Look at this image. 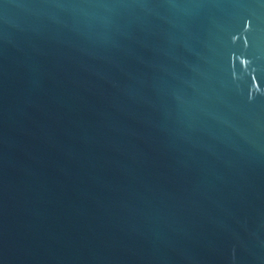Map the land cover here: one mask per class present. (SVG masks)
I'll return each mask as SVG.
<instances>
[{"label": "water", "instance_id": "1", "mask_svg": "<svg viewBox=\"0 0 264 264\" xmlns=\"http://www.w3.org/2000/svg\"><path fill=\"white\" fill-rule=\"evenodd\" d=\"M0 264H264V0H0Z\"/></svg>", "mask_w": 264, "mask_h": 264}]
</instances>
